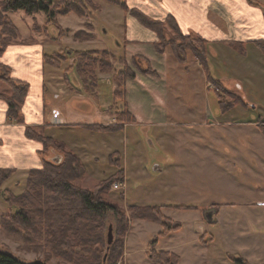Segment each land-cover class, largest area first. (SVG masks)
Instances as JSON below:
<instances>
[{"label":"crops","instance_id":"0c3cea01","mask_svg":"<svg viewBox=\"0 0 264 264\" xmlns=\"http://www.w3.org/2000/svg\"><path fill=\"white\" fill-rule=\"evenodd\" d=\"M123 1L126 8L119 5L122 10H117L114 6L118 5L113 6L111 3L99 6V13L105 17L101 23L103 34H110L112 28L114 45H110L111 49L102 43L100 47L85 46L75 50L69 46L65 50L107 51L116 61V69L122 64L132 67L134 78L126 79L123 90V103L132 121L117 122L116 116L108 111L111 100L108 102L101 98L100 82L92 97L81 92L84 85L76 80L72 61L68 59L64 67L46 63L44 55L51 56L56 52H47L44 37H35V33L27 34L18 42L9 44L0 54V64L8 67L10 77L28 84L20 105L22 123L7 118V105L0 98V169L14 170V176L16 174L18 179H24L26 183L30 170L42 168L44 157L60 161L61 157L54 150L47 151L45 155L40 154L42 144L25 136V128L28 126L46 137L62 142L67 150L78 157L85 169L87 163H94L96 167L101 161H109L111 155H114L113 158L117 155L118 165H113L110 160V166L119 168L124 164L126 167V151L119 152L111 146L115 139L114 133L124 132L129 126L135 128L163 122L177 111V107H172L170 103L168 91L170 77L180 64L170 48H166L163 53L155 50L156 33L143 26L131 10H138L157 21H165L170 16L182 34L204 39L210 75L221 83L234 82V85H239L240 81L244 95L262 106L264 116V54L255 44L256 41H264V0ZM92 14L85 13L80 23L83 29L89 25L91 28L87 32L95 38L96 34L92 31H96V24ZM107 26L110 30L106 29ZM79 41L87 45L90 39ZM240 47L243 53L238 50ZM135 57L142 59L153 74L139 71L132 63ZM186 57L188 64L191 60L192 66L199 72V78L206 76L194 55L187 54ZM188 67H184L186 75L190 73ZM105 74L107 77L112 75L98 72L97 76L101 79ZM110 87L112 94L115 84ZM10 94L11 89L0 81V95L7 97ZM107 126L112 128H100ZM103 136L110 137L105 140ZM113 170L116 172V168L110 172ZM119 170L123 172L124 179L126 168L120 167ZM252 172L258 175L255 170ZM258 172H262V169ZM99 177L95 175L94 179L98 181ZM222 179L233 181L229 173L223 174ZM244 197L243 202L236 205L207 202V210L212 209V217L210 220L205 219L208 227L200 221L196 224L195 238L202 245L219 246L226 258L237 255L250 264H264V189L259 188L252 195ZM158 206L164 214L165 208L182 204ZM201 215L204 216V213ZM229 260L220 264H230Z\"/></svg>","mask_w":264,"mask_h":264},{"label":"rangeland","instance_id":"374dc122","mask_svg":"<svg viewBox=\"0 0 264 264\" xmlns=\"http://www.w3.org/2000/svg\"><path fill=\"white\" fill-rule=\"evenodd\" d=\"M64 1L74 2L82 7L80 0ZM90 1L96 5L97 9L91 11L83 7L84 15L93 13L91 17L96 24V31L92 32L96 36L89 38L90 42H86L87 45L82 44L79 41L81 39L74 38V33L80 29L88 33L90 28H87L86 25V29H83V24L80 22L84 15L78 16L73 12L56 15L55 23H47L43 12L33 14H26L21 10L12 12L7 17L19 33V36L12 41H18L22 36L25 37L31 33H35V37H44L43 42L47 52L57 53L60 49L64 50L59 54L53 53L51 58L63 67L68 63V59L71 60L75 78L83 86L74 65V58L69 54V50L65 51V47L73 46L75 50H79L85 46L100 47L103 46V43L111 49L110 45H114L112 28L110 27V30L109 26L106 27L110 30L108 35H104L102 32L103 25L101 23L105 17L99 13V6L105 5V3H111L113 6L117 4L106 0ZM114 7L117 10H122L119 5ZM56 25L63 30L57 28ZM166 32L170 34L169 27L166 28ZM188 36L194 44L197 43H195L196 35ZM185 54L193 55L189 49L185 50ZM89 56L96 61H101V64L109 63L111 70L102 72L96 63V66H92L90 69L92 74H88L89 78L86 84L89 88L84 85L81 92L84 91L83 93L86 92L92 97L100 82L102 85L101 98L108 102L111 100L108 111L116 116L118 122L119 111H117L118 108L114 101V92L118 90V87L113 78L115 72L120 70L124 64L116 69V61L112 59L111 55L108 53V56L104 57L101 51H93ZM177 63L180 65L170 77L168 91L170 103H172V107H177V111L163 122L140 125L141 128L129 126L124 132L114 133L115 139L111 146L119 152L126 151L127 166L125 167L124 164L119 166V168H126V177L123 179V172L119 170L118 166L109 165L110 160L112 162L117 160V155L116 158L111 155L109 161H101L96 167H94V163H87L86 169L83 165L86 174L74 183L76 186L86 189H93L100 183L107 185L101 194L104 200L114 203L119 209L128 213L129 207L132 205L173 204L177 206L182 204V206H188V208L172 206L164 209L166 217L180 223V228L172 230L166 235H158V232L162 230L158 223L131 219L128 231L122 239L123 254L117 261H109L111 253L110 251L106 252L105 244L95 246L97 257L94 261L91 258L86 261L85 259L83 261H68L65 257H60L54 251L46 248L43 242L35 248L27 242L19 240L18 234H9L10 232L7 231L9 228L14 229L15 232L19 231L20 226L12 223L13 216L18 210L10 208L0 197L1 249H5L25 263L42 260L47 264H156L150 261L147 256L150 249L149 243L156 238L157 241L153 247L156 250H167L178 255L177 264H220L222 261L229 260L225 257L224 252H220L219 246L212 247L197 242L195 238L196 224L200 221L202 225L209 226L205 223L206 213L212 209L207 210V202L236 205L243 202L244 195H252V192L259 188L264 189V134L259 129L264 127L262 106L257 105L259 103L254 99L250 100L244 95L240 81L239 85H234V82L221 83L212 75L209 79L206 76L199 78V72L192 66L191 60L189 64L188 61L185 62L186 64L178 61ZM188 65L190 73L186 75L184 67H188ZM130 68L132 71L131 66ZM98 72L112 73V75L107 77L105 74L100 79L97 76ZM211 79L215 81L213 82ZM70 80H73L72 76ZM111 84H115L112 94ZM237 97H240L241 100H234ZM109 137L103 136L105 140ZM57 155L62 158L60 154L57 153ZM115 168L116 172L114 170L110 172ZM260 169L262 172H258ZM252 170H255L258 175ZM118 172L121 173V179L117 176ZM14 173L7 181L3 182L4 184L2 183L3 187L1 185L0 189L18 196L23 191L25 180L18 179ZM227 173L233 181L222 179L223 174ZM2 175L3 172H0V177ZM95 175L100 176L101 180L96 181ZM114 184H118L116 189L113 188ZM202 212L204 216L201 215ZM161 213L163 214L162 211ZM104 220L102 226L104 243L109 227H111L112 240L115 239V243H120L113 214L109 212ZM106 257L107 260H105ZM228 262L235 264L231 260Z\"/></svg>","mask_w":264,"mask_h":264},{"label":"trees","instance_id":"16d2710c","mask_svg":"<svg viewBox=\"0 0 264 264\" xmlns=\"http://www.w3.org/2000/svg\"><path fill=\"white\" fill-rule=\"evenodd\" d=\"M107 1L126 8L123 0ZM80 2L82 7L74 2L64 0H2L0 2V54H2L9 44L19 41H12L19 36V33L7 17L8 14L20 10L26 14L43 12L47 18V23H55V17L58 14L65 15L73 12L78 16H83L85 9L91 11L97 9L96 5L92 4L90 0H80ZM130 12L143 26L152 29L156 33L157 41L154 43V47L158 53H163L169 47L178 62L183 63L187 59L185 50L189 49L202 66L207 79L210 78L208 58L206 56V41L204 39L196 36L195 43H197L194 44L188 35H184L179 31L176 22L170 16L165 21H157L148 18L138 10H131ZM167 27L170 29V34L166 32ZM57 28L59 27L57 26ZM87 28L91 27L87 25ZM91 37L92 35L85 31H78L74 34V38L81 40ZM255 44L264 54V41H256ZM238 50L243 53L241 47ZM62 52L61 50L56 54ZM92 52L69 51L71 57L74 58L76 71L87 88H89L86 84L88 83V74H92L90 70L92 66H96V63H98L97 66L102 72H109L111 70L109 63L101 64V61H96L93 57H90L89 54ZM101 54L104 57L108 56L107 51H101ZM43 59L46 63L59 67V63L53 60L51 56L44 55ZM132 63L139 71L153 74L152 69L139 57L133 58ZM133 78L134 72L126 64L115 72L113 78L114 83L118 87V90L114 92V101L118 108L117 111H119L117 116L119 122L132 121L130 114L126 111L122 98L124 82L126 79ZM211 80L215 81L214 79ZM0 81L11 89L9 96L0 95V98L7 105V118L22 123L20 105L28 84L12 79L8 67L3 64H0ZM236 99L241 100L240 97L234 100ZM100 128L102 130L105 128L111 129L112 126ZM259 129L264 134V127ZM25 136L42 144L40 154L45 155L47 151L54 150L62 158L58 162L44 157L42 168L29 171L26 178L25 190L18 196L0 189V197L10 208H17L18 210L13 216L12 223L20 226L18 228L19 231L15 232L11 228L7 229V231L10 232L9 234H18L19 240L25 241L35 248L38 247L39 243L43 242L46 248L54 251L60 257H65L68 261H83L84 259L86 261L88 258L94 261L95 257H97L95 246L97 244H105L106 252L110 251L111 253L109 261H117L123 254L124 243L122 239L128 231V224L131 219L148 220L158 223L162 227L158 235H166L170 231L180 228V223L174 222L163 215L161 207L158 205H132L129 207L128 213L119 209L114 203L112 204L104 200L101 194L105 191L107 185L100 183L93 189L76 186L74 181L85 176L86 171L74 153L67 150L62 142L44 136L35 128L26 127ZM112 164L118 165L117 161H113ZM0 172H3L2 177H0L1 188L2 183L14 173V170L0 169ZM118 174L117 176L120 178L121 173L118 172ZM178 207L188 208V206ZM109 212L113 214L116 220L117 235L120 238V243L118 244L115 243V239L110 244L107 243V239L105 243L102 240V226ZM156 241L157 239L155 238L149 243L150 249L147 256L150 261L156 264H177L179 260L178 255L154 249L153 246ZM228 258L235 264H250L237 255H229ZM105 260H107V257ZM0 264L47 263L42 260L25 263L5 249L0 248Z\"/></svg>","mask_w":264,"mask_h":264},{"label":"water","instance_id":"95a60500","mask_svg":"<svg viewBox=\"0 0 264 264\" xmlns=\"http://www.w3.org/2000/svg\"><path fill=\"white\" fill-rule=\"evenodd\" d=\"M211 217H212V212H211V211L208 212V213H206V218H207L208 220H210ZM111 241H112L111 227H109V228H108V232H107V243L110 244Z\"/></svg>","mask_w":264,"mask_h":264},{"label":"built area","instance_id":"2783aa9c","mask_svg":"<svg viewBox=\"0 0 264 264\" xmlns=\"http://www.w3.org/2000/svg\"><path fill=\"white\" fill-rule=\"evenodd\" d=\"M118 187V184H114L113 188L116 189Z\"/></svg>","mask_w":264,"mask_h":264}]
</instances>
